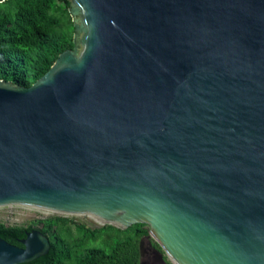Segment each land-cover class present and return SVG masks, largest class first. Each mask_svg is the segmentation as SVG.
Listing matches in <instances>:
<instances>
[{"label": "water", "instance_id": "water-1", "mask_svg": "<svg viewBox=\"0 0 264 264\" xmlns=\"http://www.w3.org/2000/svg\"><path fill=\"white\" fill-rule=\"evenodd\" d=\"M68 2L72 48L0 78V207L144 223L173 264H264V0ZM20 242L0 264L50 247Z\"/></svg>", "mask_w": 264, "mask_h": 264}, {"label": "trees", "instance_id": "trees-1", "mask_svg": "<svg viewBox=\"0 0 264 264\" xmlns=\"http://www.w3.org/2000/svg\"><path fill=\"white\" fill-rule=\"evenodd\" d=\"M68 0H4L0 2V78L29 86L73 46ZM39 229L50 243L48 252L19 264H139L140 242L148 226L121 229L90 227L72 217L34 218L27 225L0 221V237L22 246L26 230ZM152 244L161 249L152 240ZM162 250V249H161ZM163 251V250H162Z\"/></svg>", "mask_w": 264, "mask_h": 264}, {"label": "rangeland", "instance_id": "rangeland-1", "mask_svg": "<svg viewBox=\"0 0 264 264\" xmlns=\"http://www.w3.org/2000/svg\"><path fill=\"white\" fill-rule=\"evenodd\" d=\"M45 212L46 211L43 212L39 210L38 208H34L28 205H22V204L6 205V206L0 207V221L4 222L5 224H9V225H13V224L27 225L34 218H43V217L58 215V214H52V213L49 214ZM67 217H72L75 220L79 222H83L90 227L102 226L93 217L89 215L75 214V215H68ZM152 240H154V238L151 235H148L142 238L140 242L141 261L146 260L145 250H146V247H148V245L152 244ZM162 253L163 254L160 253L161 258L165 257V259L162 258L163 262H165L166 264H173L169 260V258L166 256V254L164 252ZM156 264H160V263L157 262Z\"/></svg>", "mask_w": 264, "mask_h": 264}, {"label": "flooded vegetation", "instance_id": "flooded-vegetation-1", "mask_svg": "<svg viewBox=\"0 0 264 264\" xmlns=\"http://www.w3.org/2000/svg\"><path fill=\"white\" fill-rule=\"evenodd\" d=\"M145 251H146L145 252L146 254L145 253L144 254L146 256V260L145 261H141V245H140V260H139V264H156L157 262L160 263V264H166L162 260V258L165 259V257L161 258V256H160L161 254H163L162 252H164V251H162L161 249L157 248L153 244L148 245V247H146Z\"/></svg>", "mask_w": 264, "mask_h": 264}, {"label": "bare ground", "instance_id": "bare-ground-1", "mask_svg": "<svg viewBox=\"0 0 264 264\" xmlns=\"http://www.w3.org/2000/svg\"><path fill=\"white\" fill-rule=\"evenodd\" d=\"M34 208H35V207H34ZM39 210H41V211H43V212L46 211L45 213H49V214L51 213V211H47V210H45V209H39ZM45 213H44V214H45Z\"/></svg>", "mask_w": 264, "mask_h": 264}]
</instances>
